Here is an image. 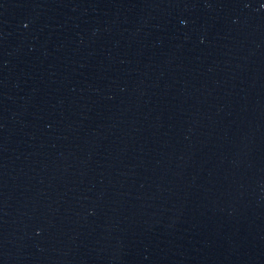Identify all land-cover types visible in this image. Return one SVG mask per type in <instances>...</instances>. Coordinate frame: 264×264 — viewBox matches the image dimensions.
<instances>
[{
	"label": "water",
	"instance_id": "95a60500",
	"mask_svg": "<svg viewBox=\"0 0 264 264\" xmlns=\"http://www.w3.org/2000/svg\"><path fill=\"white\" fill-rule=\"evenodd\" d=\"M0 264H264V0H133L0 101Z\"/></svg>",
	"mask_w": 264,
	"mask_h": 264
}]
</instances>
